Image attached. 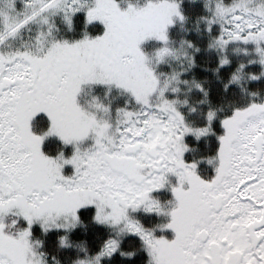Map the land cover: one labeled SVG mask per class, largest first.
Here are the masks:
<instances>
[{
  "label": "snow or ice",
  "instance_id": "1",
  "mask_svg": "<svg viewBox=\"0 0 264 264\" xmlns=\"http://www.w3.org/2000/svg\"><path fill=\"white\" fill-rule=\"evenodd\" d=\"M0 264H264V0H0Z\"/></svg>",
  "mask_w": 264,
  "mask_h": 264
}]
</instances>
